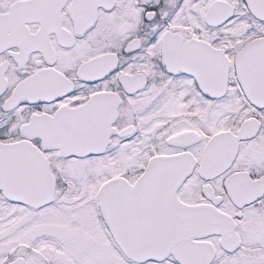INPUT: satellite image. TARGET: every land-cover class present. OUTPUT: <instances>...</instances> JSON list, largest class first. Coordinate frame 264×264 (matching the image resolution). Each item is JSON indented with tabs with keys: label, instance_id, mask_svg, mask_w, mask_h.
<instances>
[{
	"label": "snow or ice",
	"instance_id": "obj_1",
	"mask_svg": "<svg viewBox=\"0 0 264 264\" xmlns=\"http://www.w3.org/2000/svg\"><path fill=\"white\" fill-rule=\"evenodd\" d=\"M0 264H264V0H0Z\"/></svg>",
	"mask_w": 264,
	"mask_h": 264
}]
</instances>
